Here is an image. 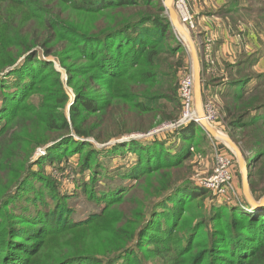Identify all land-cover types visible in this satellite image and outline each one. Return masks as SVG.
I'll return each mask as SVG.
<instances>
[{
    "label": "trees",
    "instance_id": "obj_1",
    "mask_svg": "<svg viewBox=\"0 0 264 264\" xmlns=\"http://www.w3.org/2000/svg\"><path fill=\"white\" fill-rule=\"evenodd\" d=\"M167 12L162 0H0V264H139L146 252L169 258L164 264H264V207L206 209L203 202L201 214L184 217L179 235L161 213L173 200L208 193L193 188L184 172L188 149L166 148L174 134L185 140L198 126L157 132L177 124L182 109L178 74L185 54ZM51 55L75 95L68 115L60 73L48 70ZM239 65L220 111L260 200L264 72L239 76L252 71L254 60ZM34 90L43 103L24 105ZM131 136L142 139L109 146ZM43 146L46 156L36 157ZM66 149L80 156L77 186L100 208L81 221L69 209L72 195L42 174L49 159L69 162L58 154ZM117 152L136 157L112 167L107 159ZM202 229L206 239L192 240Z\"/></svg>",
    "mask_w": 264,
    "mask_h": 264
},
{
    "label": "rangeland",
    "instance_id": "obj_2",
    "mask_svg": "<svg viewBox=\"0 0 264 264\" xmlns=\"http://www.w3.org/2000/svg\"><path fill=\"white\" fill-rule=\"evenodd\" d=\"M165 1L166 0H162L164 4H165ZM173 2H174V11L178 15L179 22L181 23L180 17L182 16V13L179 8V5H181L182 8L185 9L188 15L192 18V21L194 24V28L191 29L187 26L182 25L181 23L184 31L188 32L189 35H187V33L183 34L185 36L184 37L177 30L175 34L177 40L183 46V51L185 54L184 56L185 66L180 69L179 74H178V83L180 85V80L186 75L191 74L195 78V73L194 71H192V67L193 68L195 67H194V64L191 62V60H193L194 62V58H193V54H194L196 61L198 62L197 55H196L197 43H195V38L197 37V34L201 32L200 29H198V22L201 21L202 19L201 17L203 13V7L205 6L203 5L202 0H173ZM263 2L264 0H221V4L219 5L216 3V0H213V2L210 4L211 12L208 16L212 17L210 18L211 21H215V22L216 20L219 21L218 23L216 22L215 25L217 26L218 31L221 33L225 31V27L227 26H230L234 30V32L244 30V29L246 30L250 29L252 30L254 36H256L257 38L258 36H260L259 39H261V41L264 42V9H262V6L264 5ZM227 7L230 8L231 10L232 9H235V10L230 12L229 15H227L225 13V9ZM183 51H179V52L181 53ZM169 60L170 62H173L172 59H169ZM46 61L51 62L53 64L52 68L48 69L49 71L56 70L57 72L60 73V77L63 82V89L70 98L69 105L64 109V111L68 115L69 114L68 108L71 105V103L74 102L75 95H74L73 89L67 85V82H66L67 73L65 69L61 66V64L59 63L56 56L51 55L46 58ZM230 68H227V69L229 70ZM231 69L233 70V68ZM237 74L230 73L229 78H232V79L233 77L236 78L238 77ZM257 74L259 73L255 71H250L247 73L243 71L242 74H240L239 76L247 75L251 77H256ZM52 78L53 77L50 78L49 76L48 82L53 80ZM25 97H28V99L23 102L24 105L36 107V106H40L43 103L41 100L43 98L42 94L35 90L33 93H31V91L28 92L27 96ZM194 100H195V108L197 111V105H196V99H195V79H194ZM225 100H228V98ZM206 104L210 105V107H212L215 111V120L212 121L211 124H208L205 121L208 124L209 128L203 126L202 123H201L202 126L195 124L196 126H198L196 131L188 134L185 140H183L181 135L174 134L173 139L167 142L166 148L169 149L173 154L179 153L181 151H183L184 153L185 151H187L185 149H188V152H190L191 155L189 158L184 160L183 169H185L184 172L188 174L189 179L192 182L193 188H198L202 183H204L206 180H208L213 175L216 169L215 156L217 152L231 157L234 162V188H235L236 194H233L231 196L229 194L225 197L216 198L208 192L206 193L205 197H202V199H199V200H193L192 198L183 199L182 197H181L182 199L178 201L173 200L167 207V210L161 211V213L164 215L163 217L167 216L170 218L168 227L170 229V232H172L173 235L175 233H176L175 235H179L183 233L185 224H182V223L184 221L185 216L191 213L201 214L200 204L201 203L203 204V202H204L205 208L210 209L213 207L216 208L217 206H223V207L232 206V205L240 206V204H243V203L245 205V201H247L243 193V175L241 173L238 158L236 154L234 153V151L231 149V146L229 145L226 139L231 140L238 147L241 153L242 151L239 148V146L233 141V138L231 135L232 131H230L228 122H226V120L224 119V115L220 111L222 101L211 102V101H208V99L205 100L204 102L202 101V109H203L202 113H204V107L207 106ZM181 114H182V109H181L180 115ZM190 124H193V123H190ZM181 125H178V126H181ZM185 126H182V127H185ZM173 128L174 127H172V125L170 124L167 125L166 123V124L161 125L159 131L157 132H160L162 130H165V131L172 130ZM175 128L178 129L179 127H175ZM247 130L249 129H246V131ZM210 131L217 133V135L219 136L218 138L219 140L215 138L216 136L215 137L212 136ZM254 135L259 136L260 138L263 136L262 132H257ZM234 136L236 137V139H239L238 133L236 135L234 134ZM130 138L132 139L134 138L136 140L138 137L137 136L123 137L120 139L123 141L117 144H122L127 141L129 142ZM165 139H167V137H165L163 140ZM87 141L91 143H95L93 142V139H88ZM117 144L112 143V144H109V146L117 145ZM260 146H263V145H260ZM96 147L98 148V145ZM102 147L103 145L99 146L98 149ZM46 148L47 146L37 148L34 153L35 155H37L36 157L41 156L42 158H44L47 154ZM61 153L68 156L66 158H68L69 162H66L65 158H61V157L58 158L57 157L58 155L53 154L52 157L55 156V158L57 157V159L55 160V162H52L51 159L46 161V164H43L42 174L46 176L47 178H49L50 180L57 182L58 188L60 191L62 190L63 193L72 195V198H70L67 201L69 205V209L75 211L73 219L75 221H81L83 219H86L93 213L99 212L100 208H97L93 203L89 202L82 194V191L79 188V186H77L76 180L79 178V175L76 172L78 171L77 164L79 163V161H81L80 156L78 154H72V151L71 150L67 151V149L58 154H61ZM249 154H247V156H250ZM135 157H136L135 153H129V152L118 153L115 155H110V158L107 159V162L112 163L111 166L114 164V167L117 165L122 166L128 161L130 162L133 158L135 159ZM242 157L245 160V156L243 155ZM101 158L103 157L101 156ZM245 163H246V160H245ZM262 163L263 165L260 166L257 171V177L261 175L259 172L263 174L261 177H264V159ZM35 170H37V167H35ZM248 182H249V177H248ZM252 197L256 199L253 193H252ZM261 199H264V195L260 198V200ZM243 208L246 210L245 207ZM174 217L175 219L173 222L171 220ZM219 223H220V220L216 221V226ZM179 225L181 227L178 229ZM164 238H166V236ZM193 239H195V242L197 241L200 242L202 240H205L206 239L205 229L200 230L197 235H194V237H192V240ZM175 240H177V237H175ZM145 245H146L145 249L149 248L153 250L154 248H156V246H161V243L160 242L154 243L153 245H150V246H148L147 244ZM195 252L196 250L194 251V253ZM167 259L169 258H163L159 254H153V253L146 252L145 255L140 257L139 264H164V262Z\"/></svg>",
    "mask_w": 264,
    "mask_h": 264
},
{
    "label": "crops",
    "instance_id": "obj_3",
    "mask_svg": "<svg viewBox=\"0 0 264 264\" xmlns=\"http://www.w3.org/2000/svg\"><path fill=\"white\" fill-rule=\"evenodd\" d=\"M202 1L205 7L202 19L198 22V29L201 32L195 38L196 55L202 77V99L203 102L207 99L211 102L223 101L221 99L229 88V74L235 71L237 65L252 59L254 65L251 70L264 72V42L259 39L260 36L258 38L254 36L250 29L234 32L227 26L224 32H219L215 25L219 21L216 19V22L211 21L212 17L208 16L213 0ZM216 3L220 5L221 0H216ZM234 10L227 9L225 13L229 15ZM191 62L194 64L193 60ZM192 71L195 73V68L192 67ZM215 138L219 140V137Z\"/></svg>",
    "mask_w": 264,
    "mask_h": 264
},
{
    "label": "built area",
    "instance_id": "obj_4",
    "mask_svg": "<svg viewBox=\"0 0 264 264\" xmlns=\"http://www.w3.org/2000/svg\"><path fill=\"white\" fill-rule=\"evenodd\" d=\"M182 16L180 21L182 25L189 28H194L192 18L188 15L185 9L179 5ZM178 95L182 106V117L179 122L172 127L178 125H187L190 123L201 125V120H205L211 124L215 120V111L210 105L204 107V115L201 118L195 108L194 100V77L189 74L180 80ZM210 104V103H209ZM182 126V125H181ZM202 126V125H201ZM216 169L213 175L202 183L199 187L209 192L214 197H225L230 194H235L234 188V162L231 157L217 152L215 156Z\"/></svg>",
    "mask_w": 264,
    "mask_h": 264
},
{
    "label": "water",
    "instance_id": "obj_5",
    "mask_svg": "<svg viewBox=\"0 0 264 264\" xmlns=\"http://www.w3.org/2000/svg\"><path fill=\"white\" fill-rule=\"evenodd\" d=\"M165 7L169 13L170 16V20L172 22V24L174 25L175 29L182 34L184 32V29L181 25V23L179 22V18L178 15L175 13L174 11V2L173 0H166L165 1ZM183 35V34H182ZM193 54V53H192ZM193 58H194V67H195V99H196V105H197V110L200 113L199 115H201L203 117L204 113H202L203 109H202V77H201V71L198 65V62L196 61V58L193 54ZM203 126H205V123L203 124ZM212 136H217L215 132L210 131ZM134 139V138H133ZM142 137H138L136 140L139 141L141 140ZM135 140V139H134ZM121 141L123 140H118L117 142L113 143V144H117V143H121ZM129 141H132V139H130ZM227 142L229 143V145L231 146V149L234 151V153L236 154L237 158H238V162H239V166L241 169V173L243 175V193H244V197L247 201H245V203L247 202V205L249 204L252 209H261L262 207H264V199L261 200H256L252 197V192H251V188L248 182V166L245 163V160L243 159V155L240 152V150L238 149V147L229 139H227ZM236 194V192H235ZM240 206L245 207L244 203L240 204Z\"/></svg>",
    "mask_w": 264,
    "mask_h": 264
},
{
    "label": "bare ground",
    "instance_id": "obj_6",
    "mask_svg": "<svg viewBox=\"0 0 264 264\" xmlns=\"http://www.w3.org/2000/svg\"><path fill=\"white\" fill-rule=\"evenodd\" d=\"M182 34H185V32H183ZM197 112H198V110H197ZM198 114H200V113L198 112ZM199 116L202 118L201 115H199ZM201 123H203V124L205 123V127H208V128H209V126H208V124L205 122V120L202 119V120H201ZM216 135H217V133H216ZM216 137H219V136L217 135ZM226 140H227V139H226ZM226 140H225V141H226ZM251 209H252V208H251ZM256 209L259 210L258 208H256ZM249 210H250V209H249ZM251 211H252V210H251Z\"/></svg>",
    "mask_w": 264,
    "mask_h": 264
}]
</instances>
